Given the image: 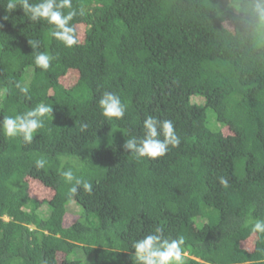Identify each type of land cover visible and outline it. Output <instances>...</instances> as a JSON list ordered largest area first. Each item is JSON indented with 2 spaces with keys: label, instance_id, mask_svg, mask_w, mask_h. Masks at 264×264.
<instances>
[{
  "label": "trees",
  "instance_id": "trees-1",
  "mask_svg": "<svg viewBox=\"0 0 264 264\" xmlns=\"http://www.w3.org/2000/svg\"><path fill=\"white\" fill-rule=\"evenodd\" d=\"M8 2L0 125L40 103L52 117L31 143L0 128V264H137L134 243L157 228L184 239V264H264L251 230L264 219V3L72 0L78 43L66 48ZM106 91L127 105L122 119L102 115ZM148 116L171 120L181 143L137 158L123 145ZM69 168L91 192L70 193Z\"/></svg>",
  "mask_w": 264,
  "mask_h": 264
},
{
  "label": "clouds",
  "instance_id": "clouds-1",
  "mask_svg": "<svg viewBox=\"0 0 264 264\" xmlns=\"http://www.w3.org/2000/svg\"><path fill=\"white\" fill-rule=\"evenodd\" d=\"M20 4L23 12L29 14L32 21L45 20L54 29L50 35L62 42L66 48H72L78 43L76 29L71 25V21L77 15L72 9V0H41L39 3L29 4L28 0H9L7 10L11 12ZM264 3V0H261ZM69 9L67 13L63 10ZM264 14V8L260 9ZM83 14L82 11L80 13ZM32 47L38 46V42L31 41ZM54 56L47 53H38L35 57V64L43 70H48ZM20 88L22 93H27V87ZM7 92L6 88H0V99H3ZM102 115L108 119H122L127 110V105L122 102L121 97L114 92L106 91L99 100ZM52 107L43 103L38 104L34 109L24 114L14 117H5L2 121L3 133L8 137L22 136L26 143H31L34 134L43 127V118L51 116ZM52 117V116H51ZM145 130L144 137H131L124 142V149L133 153L137 158L150 157L157 158L164 156L169 151V146L178 147L181 143L180 137L176 134L171 120H160L153 116H148L143 122ZM163 136V139L160 137ZM46 160L40 158L36 160L37 168H44ZM61 176L66 182H75V186L70 188V193L74 196L78 187L82 185L86 192H91L92 184L78 178L71 168L61 172ZM221 186L227 188L228 180L224 177L219 179ZM252 232L264 234V219H256L252 222ZM156 234H149L137 240L133 247L137 264H184V239H161L162 228L155 230Z\"/></svg>",
  "mask_w": 264,
  "mask_h": 264
},
{
  "label": "rangeland",
  "instance_id": "rangeland-1",
  "mask_svg": "<svg viewBox=\"0 0 264 264\" xmlns=\"http://www.w3.org/2000/svg\"><path fill=\"white\" fill-rule=\"evenodd\" d=\"M33 189L35 190V192H37L36 191V187L35 186H33ZM38 189V188H37ZM39 190V189H38ZM72 205V207H70L71 208V210H75V211H77L79 208H78V206H76V205H73V204H71Z\"/></svg>",
  "mask_w": 264,
  "mask_h": 264
}]
</instances>
